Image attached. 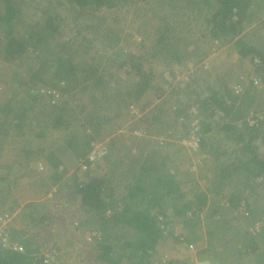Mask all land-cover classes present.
I'll return each mask as SVG.
<instances>
[{"label": "trees", "instance_id": "trees-1", "mask_svg": "<svg viewBox=\"0 0 264 264\" xmlns=\"http://www.w3.org/2000/svg\"><path fill=\"white\" fill-rule=\"evenodd\" d=\"M20 2L25 3L23 0H0V60L5 62L14 59L22 61L23 59L20 58L32 50L37 57V64L34 68L25 70V73L14 74L11 79H8L6 75L0 76L5 82L3 83L2 80V83L0 82V149L9 135L21 136L26 128L39 129V133L43 135L50 130L51 133L56 132L61 138L62 128H69L71 122L70 119H65V114L67 115L69 111V108H66L67 102L65 100L56 102V100L60 99L62 94H68L71 91L73 94H78V88H83L82 82L90 81V88L93 90L100 85L109 88L111 81V78H105L100 73L102 67L99 65L91 66L87 62H81V64H79L80 61L73 62V56L76 55L79 47L86 44L83 43L86 37L79 34L82 29H87V25L79 21V26L76 28H64L62 25L64 17L61 15L60 9L70 10L79 19L83 17L87 23L84 14L94 17L95 11L101 7L110 8L114 6L113 0H45V3L39 6V10L44 15V22L41 27L19 24V21H22ZM160 2L167 6L168 13L173 16H183V14L186 16V11H190L194 15L203 13L204 27L198 36L201 39H196L199 41L192 44L195 49L193 53L199 51V46L209 43L219 47L227 45L241 58L250 57L251 59L254 55L258 56L260 66L257 67V70L261 73L262 87L252 88L251 85H248L244 87L245 92L243 94L235 95L231 93L229 86L221 85L224 87V96L229 99V103L221 94L216 95L215 91L210 94L204 93V96L198 95L199 93L196 91L192 93L193 98L190 97L189 92H184L186 100H194L199 105L201 115L203 113L205 118L201 122L202 131H196L199 139L197 153H208L209 145L203 141L202 133H208L211 130L207 120L214 115L216 110L223 113L221 120L227 119L219 126V131H225L228 137L232 135L234 145L242 150L241 157L234 163H230L232 164L231 171L229 168L221 169L216 175L219 181L214 179L213 174L207 189L196 188L198 186L191 187L195 181L192 173L189 172H186L187 175H190L189 178L174 181V176L165 171L168 164L172 165L174 158L169 159L166 154L159 153L160 150L164 151L162 148H152L149 152L145 151L143 157L141 156L142 158H136L135 163L132 164L133 169L127 167L128 175L125 173L113 174L109 169L104 170L102 161L109 160L114 164L112 161L117 158L116 154L122 153L125 148L127 154L132 151L133 147H135L136 153L142 154L141 142L136 143L132 140L127 142L126 139H123L121 144H116L111 139L112 141L104 142L105 153L102 157L96 161H85L86 177L78 179L75 176L70 180L71 182L65 184L66 193L59 202L55 203V208L58 206L56 216L61 211L72 212L71 209L77 208L76 213L74 212L72 215L70 225L76 227L74 222L81 226L88 223L89 226H92L91 230L100 233L98 236H94V248H92L94 249L92 250L93 261L100 264H152L149 260L150 252L161 236L170 233L173 234L175 240L180 242L188 240V233L194 235L191 228L186 235L184 230L175 231L171 228V224L175 221V214L182 217L183 223L189 222L190 226L199 230L197 219L206 206L208 194L213 191L215 196H219L220 188L227 185L225 179H230L232 173L235 174L237 181L239 180L238 188L232 190L225 200L227 205L224 202L222 205L226 209L228 206L243 212L239 209V204L242 201L248 213L251 207L249 201H244L246 196L243 185L245 187L250 185L247 182H241L239 178L244 173L246 181L249 179L248 177H254V180L261 179L264 182V132L261 130L264 116L259 117L256 113L259 111L264 115V104L258 102L260 99L258 94L264 93V45L262 43L255 44L250 39L257 32L256 26H253L255 31L249 29L263 15L264 0H160ZM254 15L255 20H253ZM22 26H25V32L20 34ZM247 28L248 30H246ZM66 33L72 34V39L59 40ZM182 33V31H178L179 38H181ZM176 38L175 35H170V27L167 24L156 27L155 35L150 40L149 51H143L142 54H147L154 59L166 58L164 59V61H168L166 63H169L171 59L188 67V62L193 56L181 57L178 49L172 47V42ZM193 55L198 56L197 53ZM203 58L204 56H199L198 62L202 61ZM183 59L184 61H182ZM108 60L111 59L108 58ZM15 64L21 65L16 61ZM127 66L131 67V71H126L130 80L128 84H121V82L116 84V90L120 91L119 87L122 88L121 92L127 96L129 102L123 100L118 111L103 114L104 118L102 114L100 116L91 114L89 118L99 117V120L95 122V119L91 118V121H88V125L93 128V131L92 134L87 135L86 139L82 137L78 140L80 134L74 129L72 134L68 135L70 137H64H68V139H63L62 150L64 147L74 152L77 162L86 158L92 149L91 143L98 142L97 136L102 134L100 132L102 126L107 125L112 119L118 118L122 119L124 123L127 118L124 112L128 111L129 105L137 103L144 95H146L144 106L155 100L158 109L156 113L149 114L151 117H143L141 124H137L138 127L136 128L144 130L145 134L150 131L152 126L163 122L164 129L157 131L159 135L166 138V140H162V145L175 143V141L170 140L174 138L170 133L171 131L166 128L175 126V122L188 108L189 103H183L179 98H176L181 89L171 88L174 81V69L169 67L170 71L167 70V72L171 74L167 77L168 79L162 78L163 83H165L162 86L160 83H153L154 72L151 68L145 70L137 59H124L117 63L116 69L126 70ZM7 83L9 85L6 88ZM23 93L26 96H23L24 99L21 100L20 95ZM164 97H168V101ZM199 97L202 100H199ZM47 99L53 103L52 111L45 105L44 100ZM172 100L173 105H177L173 110L170 107ZM136 105L138 106V104ZM53 108H56V111H53ZM140 108L144 107L140 106ZM31 109L34 111H31L28 116L27 111ZM81 109L87 111L85 103ZM251 113L255 115V122L248 125L245 119ZM172 120L175 122H171ZM239 121L242 126L238 130L236 124ZM178 124H181V121ZM40 125H42L41 128ZM175 130L173 129V132ZM243 134L247 136L246 141H243ZM49 145L54 147L52 142ZM54 148L56 152L60 149V145ZM112 151L113 153H111ZM44 155L38 154L39 157H44L45 161L51 164L50 168L54 170L51 176L53 184L57 183L56 186L52 185L51 187H53V192L59 191L68 167L53 153V148ZM181 160L186 161L183 157ZM91 166L94 170L93 173L90 169ZM148 184L153 185L149 187ZM217 208L212 209L211 215L217 214ZM19 220L18 228L11 226L10 221L4 228L8 243L0 247V264H59L58 261L51 263H43L42 261L44 256L41 253L43 250L46 248L47 250L55 249L54 244H59L55 240V238L58 239V235L53 232L55 223H52L51 215L42 214L39 217H34L30 212L23 214ZM39 226L44 227L45 231L38 235L36 231ZM124 227H127L129 231L128 236L123 231L126 229ZM229 229L228 226L227 230ZM40 235L42 236L40 237ZM249 235L247 238L244 234L239 233L242 244H244L245 259L252 260L255 264H264V253H260L258 250L254 238L255 234L249 233ZM125 236L127 237L126 240ZM115 238L117 240H113ZM207 239V246L198 252L209 254L211 264L215 262L225 263L227 258L231 256L230 252L213 253L215 247L212 248L213 245L209 244L210 234H208ZM116 241L121 242L116 243ZM236 255L241 256L239 251Z\"/></svg>", "mask_w": 264, "mask_h": 264}, {"label": "rangeland", "instance_id": "rangeland-1", "mask_svg": "<svg viewBox=\"0 0 264 264\" xmlns=\"http://www.w3.org/2000/svg\"><path fill=\"white\" fill-rule=\"evenodd\" d=\"M23 1H25V3L23 4L20 2V15L22 16V21H19V24H26L31 26L36 25L37 27H41L44 22V15L39 10V6L43 5L45 3V0ZM113 1L115 3L114 6L110 8L101 7L99 10L95 11L94 17L88 14H84V16L86 17V21H88L87 23L85 22V19L83 17L79 19V17H76V14L72 13L70 10L66 8L60 9L61 15L64 17V20L62 22L64 28H76V26H79V21L85 23L84 25H87V29H82L79 34L80 36L83 35L86 37V40L83 41V43L86 44H82L79 47L80 49L77 50L76 55L73 56V62L77 63L78 61H80L79 64H81V62H87L88 65L91 66L99 65L100 67H102L100 73L105 78H111V81L109 88H107L105 85L104 87L100 85L98 88L96 87L93 90L92 88H90V81L82 82L81 85L83 86V88H78V94H73V91H71L68 94H62L59 97L60 99L56 100V102L62 100H65L67 102L66 108H69V111L67 115L65 114V119H70L71 122L69 124V128H62L61 131L63 134L60 138L61 141L59 140L56 142L59 143L61 148L63 145V139H68V137H70L68 135L72 134L73 129L75 131H78V133L80 134H78V140L82 137L86 139L87 135L92 134L93 131V128L88 125V121L90 122L91 118L95 119V122L99 120V117L89 118L91 114H95L96 116H100V114H102V117L104 118L103 114L106 115L108 113H115L116 111H118V107L123 100L125 102H129L127 96L125 94H122V88L119 87L120 91L116 90V84L120 82L121 84H128V81L130 79L128 75H126V71H131V67H125L126 70L116 69L118 62L120 63V61H123L124 59H137L145 68V70H150V68L152 69V71L154 72L153 83H160L162 86L165 84L163 83L162 78L168 79L167 77L171 73L167 72V70L170 71L169 67H171V69H174V81L171 84V88L177 87L178 89H181L180 91H178V93L180 94H178L176 98H179L183 103H189V106L179 116L178 121H171L175 122V126L173 125L172 128L170 127L166 129L171 131L170 133L174 136L175 139H177V144L184 148L183 158L186 159V161H181L180 158H174L172 165L168 164L167 167H165V171L168 172L167 174L174 176V181L189 178L190 175H187L186 172L192 173L195 183L192 184L191 187L198 186L196 188L207 189L211 182L210 178L213 174L214 179L219 181L216 175H218L221 169L229 168V170L231 171L232 164L230 163H234L241 157L240 155L242 153V150H240L238 146L234 145V140H232L231 138L232 135L228 137V134L225 131H219V126H221L224 122L227 121V119H220L221 117H223V113L220 110L214 111V115L207 120V123L209 122V128L211 130L208 133H202L203 141L205 143L207 142L209 145L208 153L200 152L198 154L196 153L198 150H192V148L188 144L189 134H187V132H189L192 128L197 129V131H202L203 125L201 122L205 118L203 113L201 115L199 105H197L194 100H186L184 92H189L188 94L190 95V97L192 96L191 98H193L192 93L196 91L197 93H199L198 95H203L204 93L210 94L211 92L213 93L215 91L216 95L221 94V96H224V87L221 85H227L231 88L229 90L232 94L240 95L245 92L244 87L248 86V79L250 75L247 76L248 78L243 77L244 79L242 82L244 86L240 83H236L239 80L238 75L241 72L238 68L239 65L236 64V62L234 63V61H237L238 58L236 56L235 51L227 45L219 47L217 45L206 43L202 46H199V51L193 53L195 49L192 47V44L196 43L201 39L198 38V36L201 29H203L204 27L202 20V12L198 15H194V13L186 11V16H184V14L183 16H173L168 13L169 10L167 9V6L165 4H162L160 0ZM86 11L89 10L86 9ZM262 11H264V7L262 8ZM263 19L264 14L257 22H255L251 26V30L253 29L255 31L253 27L254 25L256 26L257 30L255 37L251 38L252 41L254 40L258 43H262L264 41ZM253 20H255V15L253 16ZM165 24L170 27V35H175L177 37L176 40L172 42V47L178 49V52L181 53V57L193 56L188 62V67L184 66L183 63L181 64L176 61H172L171 59L169 63H166L168 62L164 61V59L166 58L154 59L150 58L147 54H142L143 51H149L150 40L155 35L156 27ZM258 27L259 29H257ZM24 29L25 26H22L20 28V34H23L25 32ZM179 30L183 32L181 38H179L178 35ZM70 33H66L64 36L59 38V40L67 41L68 38L72 39V34ZM262 39L263 41L261 42ZM196 53L198 56L193 55ZM199 56H204L203 60L200 62H198ZM108 58H110L111 60L109 61ZM20 59L23 60L17 61V59H14L16 62L21 63L20 66L16 65L14 60L8 62L0 60V76L6 75L8 79H11L14 74L25 73V70L31 67L34 68V66H36L37 64V57H35V52H33L32 50H29V52L25 53L24 57H21ZM182 61H184V59ZM246 61V63L250 64V57H247ZM228 64L230 66L228 70H225L227 69ZM257 69L258 68L256 67L254 71H252V74L260 75L261 73ZM223 70H225L226 73H223ZM214 79H217L218 81H215ZM1 80L2 78L0 77V82ZM9 83H7L6 88L8 87ZM233 85L239 89L233 88ZM85 93V97H87V99H85L84 97ZM20 96L19 97L22 100L24 99L23 96L26 95L25 93H23ZM145 97L146 95L142 96V98H140L137 103L129 105L128 111L124 112L125 116H127L124 123L122 119L118 118L114 120L112 119L107 125L102 126L100 131L102 132V134H98L97 136V138L99 139L98 144H102V146H104L103 142H109L111 139L114 140L116 144H121V141H123V139H126L127 142H130V140L135 141L136 143L140 142V136L137 135L135 132V130H137L136 127H138L137 124H141L143 117H151V115L149 114L156 113V110L158 109L156 107L155 100L144 106V103L146 101ZM258 97H260V99H258V102L264 104V93L260 95L258 94ZM164 98H166V100L168 101V97ZM223 98L226 100V102L229 103V99L226 96H224ZM198 99L202 100L201 97H199ZM44 101L46 102L45 105L47 106V108L52 111L51 106L53 105V103L49 99ZM84 103L87 107V111L81 109V106ZM136 104H138V106ZM173 104L174 102L172 100L170 104L172 110L175 109V107L177 106L176 104V106ZM140 106L144 108H140ZM119 110L122 111V109ZM132 110H136V115H133ZM31 111H34V109L27 111L28 116ZM53 111H56V108H53ZM256 113L259 117L264 116L259 111ZM180 121L181 124H178V122ZM245 121L247 120L245 119ZM133 124L136 125L133 126ZM149 126H151V124ZM241 126V122H237L236 127L238 128V130L241 128ZM41 127L42 125H40V128ZM163 127V122H159L155 126H152L150 128V131L146 132L144 135L141 136L145 137L144 139H147V145H142V152H149L150 150H152L151 147H154L155 145L163 149V147L160 145L161 143H158V141L166 140V138L162 135L160 136L158 134L159 132H157L164 129ZM261 127L262 132H264V120L262 122ZM173 129H176L174 131L175 134L173 132ZM35 131L37 130H31L30 128L25 129V132L27 134H32ZM49 132L50 130L46 131L45 133L49 134ZM243 135V141H246L247 136L245 134ZM65 136L68 137L64 138ZM154 141H156L157 144H155ZM152 143L155 145H152ZM150 144L152 145L151 147H149ZM165 149L167 150V153L169 152L168 155L166 154L169 158L171 156V152L169 151V149ZM62 151L65 161H67L66 165L68 167L67 173L64 175V179L61 182L62 187L61 189H59V191L56 190V192H53V187L51 186H56L57 183L53 184V180L50 179L48 182V189L50 188V190L45 192L46 195H44L43 197L46 198L42 200L43 204L48 210L44 212L42 211V209L38 208L35 210H39V214H45V212H49L52 216V223H55L53 226V232L54 234L58 235V239L55 238V240L59 242V244H54V247L57 251V256L59 251V256L56 257V261H58L59 264H86L87 262L83 254L85 253V251H90L92 250V248H94V242H86L84 240L83 234L86 232V230H90L92 226H89L88 223H86L87 225L85 224L84 226H71L70 222L73 218L72 215L74 214V212L76 213L77 208L71 209L72 212H67L66 210L61 211L59 215L56 216L58 211L56 209L58 208V206L55 208L54 205V209H52L49 208V204L48 202H46L48 200L55 201L56 203L59 202L61 197H63L66 193L67 189L65 188V184L71 182L70 180H72L75 176H77L78 179H84L87 174V170H85L86 168L84 166H80L79 162H77L76 154H74V152H71L64 147ZM125 151L126 148L123 150L122 153L116 154L117 158L112 161L114 162V164H112L109 160L105 162L102 161L104 170L109 169V171L113 174H127V167L132 168V164L135 163L136 158L140 159L145 154L136 153L137 151L135 147L132 148V151L128 152L129 154H127ZM111 153H113V151ZM33 163L35 165V170L34 168L31 169L34 171L33 173L35 174L37 166L36 157L32 159V164ZM228 164H230V166H228ZM38 168L40 170H44V168L41 169L39 165ZM90 169L93 173L94 170L92 166ZM137 170L139 171V169ZM28 171H31L30 168H28ZM182 175L184 178L182 177ZM234 175L235 174L232 173L230 175V179H225L227 185L222 186L220 188L221 190L218 194L219 196H215L213 191L208 194V203H206L205 209L202 210V212L198 215L199 219H197L199 222V231L201 235L204 236V241L200 239L201 242L199 244V247H202L206 244V237L208 236V234H210L212 240L216 243V249L222 251L221 245L223 244V241L231 245V256L228 260L232 261L233 264H245L248 262L250 264V260H246L245 257L243 258L242 254L244 253V246L242 244V240L239 234V237H234L232 233L235 234L238 231L240 234H244V236L247 238H249L250 236L249 233L251 235L255 234L254 238L255 240L258 239L259 243L261 244L260 248L262 249V253H264V182H262L261 179L254 180V177H248L249 179L246 181V176L243 173L239 178L240 181L247 182L248 185H250L249 187H245L243 185L244 194L246 196V199L244 201H249L251 208L247 213L244 208V203L241 201L239 204V209L241 208L243 212H239L236 208L234 209L228 206L226 209L224 208L225 206L222 205V202L227 205V201L225 200L227 199V197H229L232 190L234 191V189L238 188L239 180L237 181ZM26 178L29 177L26 176ZM148 185L149 187H151L153 184ZM6 198L7 203H4L3 208H1L0 210V215L2 216L4 214L9 215L6 211L7 204L9 203V193L7 194ZM32 204H26L27 206L25 208V212L23 213H29L30 211L34 210L35 207H33ZM215 208H217L218 213L216 215H211L212 209ZM37 215L38 214H35V212L32 213V216L34 217H36ZM227 225H230L229 230H227ZM255 225H259V231L257 230L253 233L251 228L255 227ZM39 227L36 231L38 235L45 231L43 229L44 227H40V230ZM124 228L126 229H124L123 231H125L126 236H128L127 227ZM171 228L173 229L172 225ZM167 229L169 230L168 227ZM41 236L42 235H40V237ZM126 236L124 237L125 240L127 238ZM215 236L217 237V240H215ZM113 240L117 239L115 238ZM217 241H219L218 244ZM117 242L120 243L121 241H116V243ZM199 249L201 248H198L197 250ZM240 249L242 251L240 253L241 256L236 255V253ZM61 253H63L64 255L62 256ZM90 257L91 256H86V258ZM152 259L153 261H158L156 255L153 256ZM162 260V263L168 261L167 258ZM87 264L100 263H97L96 261L92 260Z\"/></svg>", "mask_w": 264, "mask_h": 264}, {"label": "crops", "instance_id": "crops-1", "mask_svg": "<svg viewBox=\"0 0 264 264\" xmlns=\"http://www.w3.org/2000/svg\"><path fill=\"white\" fill-rule=\"evenodd\" d=\"M262 7H264V4ZM262 14H264V12ZM246 30H248V28ZM255 34L252 37H255ZM262 41L263 39L261 40V42ZM252 42L255 44H259L258 42H255L254 40ZM262 43H263L262 45H264V41ZM236 56L238 59L237 61H234V63L236 62V64L239 65L238 68L241 71L238 75L239 80L236 83H240L243 85V82H242L243 79L248 78L247 76H249L252 73L253 69L251 68L249 63H246L247 57L241 58L237 55V53H236ZM229 66L230 65L228 64V67L225 70H228ZM225 70H223L222 72L226 73ZM240 77H244V78L241 79ZM214 80L218 81L217 79H214ZM144 138L145 137L140 136L141 140L137 139V140H140L141 145L143 146L144 144L147 145L146 144L147 139H144ZM59 140L61 141L57 133L49 132V134L46 133L45 135H43L42 133H39V131L37 130L33 132L32 134H27L26 132H23L21 136L9 135V138L4 142L3 146L1 147L0 149V210L1 208H3V204L7 203L6 196L9 193V203H8L9 205L7 204L6 211L8 212L10 216L11 226H13L14 228H18L20 225L19 219H21L22 215L25 214L23 212H25V208L27 206L26 204L33 203L32 205L35 208L34 210L30 212L32 213L35 212V214H38L37 215L38 217L42 214H39L38 212L39 210L37 211L35 209L37 208L42 209L43 212L48 210L46 209V206L43 204L42 200L46 198L43 196L46 195L45 192L48 191L46 190V188L48 189V186H49L48 182L50 179L52 180L51 176L54 170L49 168L51 164L45 161L44 157H39L38 154L41 153V155L45 156L44 154H47L48 152H50V149L53 148V153H55L61 161H64L66 163L67 161H65L62 148H60L59 150L55 152L54 147H58L59 143H57L56 141H59ZM170 140L175 141V143L172 142L170 145L168 144L162 145L163 141L162 140L158 141V143H161L160 145L163 147L162 150H164V151L160 150L159 153L168 155L169 152L167 153L166 152L167 150L165 149L167 148V149H170L169 151L171 152V156L169 157L170 159L171 158L182 159V157H184V148H182L181 146H179V144H177L176 142L177 139L174 138ZM51 142L52 144L54 143V147L49 145V143ZM154 143L157 144L156 141H154ZM155 144L152 143V145H155ZM152 145L150 144L149 147H151ZM151 148L160 149L161 147L155 145L154 147L152 146ZM143 153H145V151ZM32 157L37 158V163H36L37 166H36L35 174L33 173L34 171L31 169V168H34L35 170V165L34 163L32 164V159H31ZM38 165L42 166L41 169L44 168V170H40L38 168ZM28 168H30L32 172L28 171ZM26 176L29 178H26ZM178 176H179V173H178ZM46 202H48L49 208L54 209V205L56 203L55 201L48 200ZM47 213L50 214L49 212H45L44 215H46ZM174 219L176 222L173 221V224L171 225L173 226V229H175V231H179V229L184 230V234L186 235L191 228V231H193L194 235L192 233L191 234L188 233L187 234L188 240H184L180 242L175 240L172 234L170 233H167L164 236H161V238L156 241L154 247L152 248V252H150L151 254L149 258L150 262L152 264H182V263L183 264H211V262H209V259H210L209 254H207L206 252H202V253L198 252L202 248H205L207 246L208 239L204 246L199 247V244L201 242L200 239L204 241L203 240L204 236L201 235L198 228L194 226H190L189 222L183 223L182 217L179 215L175 214ZM227 226L230 227V225H227ZM127 233L129 234V231ZM238 234H239L238 231L235 234L232 233L234 237L238 236ZM214 238L215 240H217L216 236ZM256 242L258 244L257 245L258 250L260 251V253H262V249L260 248L261 244L259 243L258 239L256 240ZM218 243L219 241H217V244ZM209 244L213 245L212 246L213 248L215 247L214 244L216 243L211 238V240H209ZM221 246H222L223 252L225 253H227V251L230 252L231 245L229 247V244L223 241V244ZM198 248H201V249L197 250ZM92 250L85 251V253L83 254L87 263L91 262L94 259V257L92 256ZM213 250H214L213 253L215 252L222 253V251L216 248L215 249L213 248ZM238 251L240 253L242 252L241 249ZM61 254L62 256L64 255L63 253ZM155 255L158 261H153L152 258ZM242 255L244 258V254ZM58 256H59V251H58ZM86 256H91V257L86 258ZM166 258L168 259V261L165 263H162L163 262L162 259H166ZM228 259L229 257L223 264H233V262ZM212 264H219V263L215 262ZM246 264H249V262ZM250 264H255V263L252 260H250Z\"/></svg>", "mask_w": 264, "mask_h": 264}, {"label": "built area", "instance_id": "built-area-1", "mask_svg": "<svg viewBox=\"0 0 264 264\" xmlns=\"http://www.w3.org/2000/svg\"><path fill=\"white\" fill-rule=\"evenodd\" d=\"M251 63H250V66L251 68H255L257 66H260V59L258 56H253L251 57L250 59ZM243 77H241L242 79ZM249 84L252 86V87H262V81L260 79V76L259 75H256V74H250L249 76ZM233 88H236V89H239L237 88L236 86L233 85ZM1 90V88H0ZM136 110H132L133 112V115H136L137 112H135ZM254 114H249L246 118V122L248 125H252L254 124L255 122V119H254ZM197 129L195 128H192L190 131H189V139H188V144L189 146L192 148V150L194 151H197L198 148H199V139H198V135L196 133ZM136 134L139 135V136H142L144 135V130L142 129H137L135 130ZM104 144V142H103ZM91 146H92V149L90 152H88V155L86 156V158L84 160H81L79 161V164L80 166H84L85 167V161H96L97 159H99L100 157H102V155L105 153V144L104 146H102V144H98L93 142L91 143ZM197 153V152H196ZM41 168V166H39ZM50 197V195H49ZM241 210V208H240ZM242 211V210H241ZM9 215H0V247H3L4 245H7L8 243V240H7V235L6 233L4 232V228L6 227V225L9 223L10 221V216L8 217ZM75 225H78V223L74 222ZM252 232L254 233V231H259V225L255 227H252L251 228ZM100 233L99 232H96L94 230H86V232L83 234V237H84V240L86 242H94V236H98ZM181 239V238H180ZM43 254L44 258H43V263H51L52 261L53 262H57L56 261V257H57V253L55 251V249H44L43 252L41 253Z\"/></svg>", "mask_w": 264, "mask_h": 264}, {"label": "clouds", "instance_id": "clouds-1", "mask_svg": "<svg viewBox=\"0 0 264 264\" xmlns=\"http://www.w3.org/2000/svg\"><path fill=\"white\" fill-rule=\"evenodd\" d=\"M257 67H258V66H257ZM255 68H256V67H255ZM255 68H253V71H254ZM259 76H260V75H259ZM248 85H250V84H248ZM253 88H255V87H253Z\"/></svg>", "mask_w": 264, "mask_h": 264}]
</instances>
